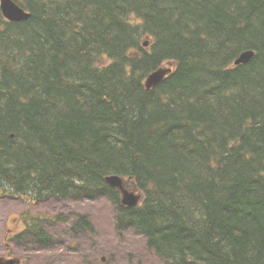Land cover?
Segmentation results:
<instances>
[{
	"label": "trees",
	"instance_id": "16d2710c",
	"mask_svg": "<svg viewBox=\"0 0 264 264\" xmlns=\"http://www.w3.org/2000/svg\"><path fill=\"white\" fill-rule=\"evenodd\" d=\"M14 1L31 18L0 7V190L107 194L116 231L144 234L165 264H264V0ZM112 175L145 194L137 208ZM70 215H24L20 249L62 241L52 227ZM73 216V236L96 232Z\"/></svg>",
	"mask_w": 264,
	"mask_h": 264
},
{
	"label": "rangeland",
	"instance_id": "374dc122",
	"mask_svg": "<svg viewBox=\"0 0 264 264\" xmlns=\"http://www.w3.org/2000/svg\"><path fill=\"white\" fill-rule=\"evenodd\" d=\"M133 192L135 197H145V194L140 191ZM106 196L109 197L107 194H102L93 197L92 200H88L85 196L81 200L52 199L46 204L37 206L34 211H31L34 216L40 214L54 216L59 213L87 215L96 232L81 235L73 241L72 235L69 234L71 226L66 224L62 228H57L61 233H66L62 240L64 244L53 242L57 248L61 249L60 257H56L57 253L54 257L53 253L38 252L37 255L28 258L25 253L19 252L13 246H8V237L10 229L14 234L23 228L22 225L17 224V221L22 212L29 208V203L10 194L0 196V256H19L24 264H165V260L147 247V238L144 234L132 230L123 233L116 231V205L110 197ZM70 216V220L75 219L74 216ZM71 242H74L72 245L74 248L67 249ZM168 264H172V261Z\"/></svg>",
	"mask_w": 264,
	"mask_h": 264
},
{
	"label": "water",
	"instance_id": "95a60500",
	"mask_svg": "<svg viewBox=\"0 0 264 264\" xmlns=\"http://www.w3.org/2000/svg\"><path fill=\"white\" fill-rule=\"evenodd\" d=\"M1 9L7 20L12 22H22L29 20L31 15L22 9L13 0H1ZM254 56L253 51L243 52L236 60L235 64L242 65L247 64L251 61ZM172 73L171 69H160L152 73L146 80V88L150 91L152 88L158 86L169 74ZM108 184L113 187L120 189L123 193L122 203L127 207L134 208L138 205L140 197H135L125 190L126 183L120 177H110L107 179ZM136 198V200H134ZM18 259L7 260L6 258H0V264H19Z\"/></svg>",
	"mask_w": 264,
	"mask_h": 264
},
{
	"label": "flooded vegetation",
	"instance_id": "af4514ba",
	"mask_svg": "<svg viewBox=\"0 0 264 264\" xmlns=\"http://www.w3.org/2000/svg\"><path fill=\"white\" fill-rule=\"evenodd\" d=\"M10 232H12V230H10Z\"/></svg>",
	"mask_w": 264,
	"mask_h": 264
}]
</instances>
